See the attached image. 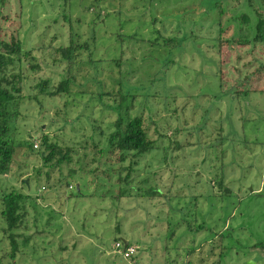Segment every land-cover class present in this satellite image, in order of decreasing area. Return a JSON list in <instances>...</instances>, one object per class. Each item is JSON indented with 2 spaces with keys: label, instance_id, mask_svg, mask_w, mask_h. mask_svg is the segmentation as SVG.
Returning a JSON list of instances; mask_svg holds the SVG:
<instances>
[{
  "label": "rangeland",
  "instance_id": "374dc122",
  "mask_svg": "<svg viewBox=\"0 0 264 264\" xmlns=\"http://www.w3.org/2000/svg\"><path fill=\"white\" fill-rule=\"evenodd\" d=\"M263 10L264 0H0L4 29L20 25L42 60L26 72L16 139L49 133L86 153L90 170H49L38 148L18 151L0 189L29 197L14 256L0 214V264H264V44L253 42ZM72 34L95 36V62L72 71L70 95L34 97L39 77L53 87L66 76L53 49ZM127 107L156 147L131 171L130 159L116 165L132 174L117 182L94 152L105 141L95 126L110 130ZM125 241L137 247L130 258L115 248Z\"/></svg>",
  "mask_w": 264,
  "mask_h": 264
},
{
  "label": "trees",
  "instance_id": "16d2710c",
  "mask_svg": "<svg viewBox=\"0 0 264 264\" xmlns=\"http://www.w3.org/2000/svg\"><path fill=\"white\" fill-rule=\"evenodd\" d=\"M258 16L259 20L256 24L257 32L253 37V42L255 44H264V15L260 16L258 14ZM5 19L6 18H4V20ZM20 29L21 27L18 25L14 32L12 31L8 34V31L4 29L0 18V174H6L11 170L12 164L14 163L16 155L20 149H25L33 153L36 148H38L37 152L40 155L43 166L48 167L49 170L61 168L64 164L69 166L72 163H76L78 165V168H76L77 172L80 171L81 173H84L90 171L87 169V163L85 162V159L88 157L86 153H83V156L80 155L75 146L61 143L58 140H55V137H51L49 133H43L40 139L39 137H36L24 141L17 140L13 133L10 123L12 122L13 117L16 118L19 116L20 103L25 99L23 88L25 86V79L29 78L27 77L28 75L26 72L29 71L35 73L42 70L40 65L42 60L37 59V56L34 54L35 48H24L19 37ZM93 38L90 39L91 41L81 42L80 37H76L72 34L69 44L55 47L53 49V54L55 56L54 59L59 58L64 62L67 74L56 86L53 87H50L49 78L39 77L35 84L38 93L33 96L37 97L38 94H41L54 97L60 94L70 95L73 93V85L76 84V74L72 73V71H75V68H78L80 72L83 65H91V62H95L92 49V43L94 42ZM235 41L241 46L250 44V41L247 39L240 38ZM98 86L100 87L99 81ZM85 90H83V92H86ZM105 95L109 94L100 91L98 96L99 98H104ZM107 104L108 105L106 106H109L110 103ZM117 105L118 104L115 106ZM116 108L118 109V106ZM111 124L110 130L108 131L102 129L100 125L95 126V129H98L102 133V137H105V141H99L98 143L101 142L104 145L103 147L98 148V151L94 152L103 155L104 152H106L104 162L108 168L105 172L114 170L115 173H119L117 182H128L130 181V176H132V174L128 173L121 179V171L124 170V167L115 169V166L122 165L130 159L131 161H129L131 162V165L127 168L131 171L132 165L137 162L135 161L136 158L156 147L155 141L148 135L142 114H136L133 116L130 112V107L125 108L124 111L118 110L117 118ZM35 140H39V144L35 142ZM93 147L96 148L97 144H93ZM98 170L99 169L97 168L95 169L97 172ZM39 175L40 171H38L37 176ZM47 175L49 176V173ZM145 182H147V180H145ZM24 184L27 187V184ZM66 184L72 188L71 182L66 181ZM0 190V214L6 224L3 230L9 236L12 246V254L14 256L18 249L17 234L15 233V230L19 228V225L23 221L26 209V199L29 195L20 190L14 189L13 187L9 191H7V189ZM75 190H77V186H75ZM221 191H223V189ZM225 192L228 193L229 190L224 191V193ZM145 193L148 196H156L159 194L153 187H147ZM119 194L121 195V192H119ZM186 225L193 230L204 229V226L201 224L194 225L191 223ZM203 246L204 243L197 248L192 247V249L188 250L189 254L193 256V252H201V250L204 249ZM177 248H179V246ZM214 248H216V246ZM209 253L213 254L214 250ZM205 260L206 258L201 259V261ZM220 263L221 261H215L212 264Z\"/></svg>",
  "mask_w": 264,
  "mask_h": 264
},
{
  "label": "built area",
  "instance_id": "2783aa9c",
  "mask_svg": "<svg viewBox=\"0 0 264 264\" xmlns=\"http://www.w3.org/2000/svg\"><path fill=\"white\" fill-rule=\"evenodd\" d=\"M115 248L119 253H123V256L126 258H130L137 253V247L129 243L125 245L121 242H117Z\"/></svg>",
  "mask_w": 264,
  "mask_h": 264
},
{
  "label": "water",
  "instance_id": "95a60500",
  "mask_svg": "<svg viewBox=\"0 0 264 264\" xmlns=\"http://www.w3.org/2000/svg\"><path fill=\"white\" fill-rule=\"evenodd\" d=\"M26 182H27V180H26ZM27 183H28V182H27ZM124 244H125V245H128V242L125 241ZM250 264H255V263H254L253 261H250Z\"/></svg>",
  "mask_w": 264,
  "mask_h": 264
},
{
  "label": "clouds",
  "instance_id": "9594fccd",
  "mask_svg": "<svg viewBox=\"0 0 264 264\" xmlns=\"http://www.w3.org/2000/svg\"><path fill=\"white\" fill-rule=\"evenodd\" d=\"M129 243V242H128Z\"/></svg>",
  "mask_w": 264,
  "mask_h": 264
}]
</instances>
